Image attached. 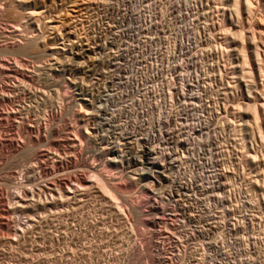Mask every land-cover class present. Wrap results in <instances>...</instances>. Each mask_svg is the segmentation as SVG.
<instances>
[{"label":"rangeland","instance_id":"obj_1","mask_svg":"<svg viewBox=\"0 0 264 264\" xmlns=\"http://www.w3.org/2000/svg\"><path fill=\"white\" fill-rule=\"evenodd\" d=\"M249 1L166 3L178 17L187 70L195 67L198 75V90L190 97L191 122L198 118L193 109L198 105L203 126L191 135L194 156L183 160L190 178L184 179L188 191L174 208L184 226L185 236L179 238L177 220L154 210L140 216L132 211L149 203L145 191H137L138 183L105 178L112 196L98 187L102 174L115 177V170L96 156V123L87 122L80 103L84 76L95 77L97 56L95 44L84 51L82 1L0 0L1 67L5 58H17V52L13 57L12 51L4 52L6 44L14 40L18 46L27 37L38 50L46 45L52 58L26 64L18 58L24 70L18 71L16 87L10 77L0 78L7 95L0 101L2 116L19 111V121L30 120L39 135L29 141L25 130L10 128L3 117L0 134L21 139L14 151L0 148V264H158L156 259L167 261L175 250H182L179 260L168 261L187 264L192 248L199 254L190 264L204 263L202 251L213 264H264V0ZM85 64L91 66L86 72ZM86 145L95 147L93 165L84 162Z\"/></svg>","mask_w":264,"mask_h":264},{"label":"built area","instance_id":"obj_2","mask_svg":"<svg viewBox=\"0 0 264 264\" xmlns=\"http://www.w3.org/2000/svg\"><path fill=\"white\" fill-rule=\"evenodd\" d=\"M166 3L167 0H113L112 5H88L83 9L84 51L95 44L97 56L95 77L85 74L82 85L89 91V98H80V103L88 123H99L102 114H109L107 125H100L105 146L108 138H115L121 153L124 141L138 140L145 146L154 145L156 159L166 160L160 174L170 172L174 188H170L165 199L149 197V203L140 208L151 211L154 205H162V214L181 225L180 238L185 236L184 226L180 218L176 219L174 208L182 203L188 191L183 181H188L190 176H185L183 163H175V155L194 156L189 152L191 135L200 133L203 126L198 105L193 106L198 118L191 122L190 97L198 90V75L195 67H192L193 72L187 70L182 31L176 25L178 17ZM90 67L88 65L85 72ZM99 97H107V107L94 111ZM160 135H167V142H160ZM83 152L84 162L93 165V146L86 145ZM132 152L129 155L132 156ZM96 165L102 172L100 164ZM113 166L115 177L108 179L118 181L121 174L130 173V181H136L133 170L120 167L118 154ZM149 174L151 182L143 187L146 193L148 187H157L158 183L153 170ZM102 175L105 177L104 173ZM175 221V226L179 227ZM176 251L166 260L175 258ZM200 253L205 256L203 264L207 263L208 255Z\"/></svg>","mask_w":264,"mask_h":264},{"label":"bare ground","instance_id":"obj_3","mask_svg":"<svg viewBox=\"0 0 264 264\" xmlns=\"http://www.w3.org/2000/svg\"><path fill=\"white\" fill-rule=\"evenodd\" d=\"M82 1V3H79L81 6H83L82 8L83 9H85L88 5H90V6H102V5H112L113 4V0H81ZM247 1V4H250V1L249 0H246ZM29 2V1H28ZM70 3V2H69ZM71 4H73V2L71 3ZM79 5V6H80ZM73 7L75 6V4H73L72 5ZM61 11V10H60ZM59 11V13L61 14V12ZM67 11V10H66ZM58 13V14H59ZM64 13V11L62 12V14ZM66 13V12H65ZM33 14V13H32ZM35 14H37V13H35ZM59 14V15H60ZM67 14V13H66ZM64 15V14H63ZM33 16H34V14H33ZM56 16V15H55ZM67 16V15H66ZM24 17V16H23ZM35 17V16H34ZM26 19V18H25ZM34 20V19H33ZM32 20V21H33ZM36 20V19H35ZM25 21V20H24ZM35 21H33V23H34ZM25 23V22H24ZM31 23V22H30ZM264 29V28H263ZM16 30V29H15ZM12 31V30H11ZM18 31H16V33H17ZM20 32V31H19ZM261 32H262V30H261ZM264 32V31H263ZM11 33H13V32H11ZM15 33V32H14ZM13 33V34H14ZM262 34V33H261ZM264 34V33H263ZM5 35V34H4ZM19 35L20 34H17V38L16 39H18V37H19ZM31 35V34H30ZM14 36H15V34H14ZM21 36V35H20ZM22 36H25V35H22ZM28 36V35H27ZM261 36H263V35H260V37ZM5 39V38H4ZM23 39V38H22ZM38 39V38H37ZM12 40H13V38H12ZM46 40V39H45ZM260 40V42H262V39H259ZM18 41V40H17ZM16 41V42H17ZM20 41H22V40H20ZM40 41V40H39ZM42 42V41H41ZM8 43V42H7ZM10 44H6V46H5V50H4V52H6V51H8L7 52V54H10V53H12V56L11 57H13V55H15L16 54V52H17V58L14 56V58H16V59H13V58H10V57H7V58H5V60H3V62H4V65H5V67L3 66V67H1L2 66V64L0 65V78H2V80H3V77H5V76H7V78L8 77H10V79H11V81H13V82H15V87H16V82L18 81L17 80V74H18V71L19 70H24V68H23V63L24 64H26V60H32V61H35L37 58L38 59H40V60H42V61H45V58L47 59V60H49L50 58H47V57H49V52H48V48H47V46L45 45V46H42V50H38V45H37V43H36V41L35 40H33V39H30V37L28 38L27 37V39H25L24 40V43L23 44H20V45H16L15 43H14V40L13 41H11V42H9ZM43 43V42H42ZM262 43H264V42H262ZM261 43V44H262ZM18 44V43H17ZM45 44V43H44ZM2 45V44H1ZM4 45V44H3ZM8 45V46H7ZM263 46H264V44H262ZM258 47V46H257ZM3 48V47H2ZM10 51H12V52H10ZM13 51L15 52V54L13 53ZM64 51V50H63ZM10 52V53H9ZM52 52V51H51ZM240 52V51H239ZM6 53H5V55H7ZM11 55V54H10ZM22 55H25V56H23V57H21ZM257 55V54H256ZM19 56V57H18ZM51 56V55H50ZM259 56V55H258ZM18 58H21V59H23L24 60V62H22V64H20V59H19V61H18ZM52 59V58H51ZM50 59V60H51ZM49 60V61H50ZM22 61V60H21ZM29 62H31V61H29ZM36 63V62H35ZM62 63V62H61ZM69 63V62H68ZM29 64H31V63H29ZM42 64V63H41ZM45 64V63H44ZM54 64V63H53ZM63 64V63H62ZM83 65H84V63H82ZM28 65V64H27ZM26 65V66H27ZM32 65H33V63H32ZM48 65H49V63H48ZM71 65V64H70ZM34 66V65H33ZM68 66H69V64H68ZM30 67V66H29ZM83 67H87V65L85 64V66H83ZM35 68V67H34ZM46 68V67H45ZM54 68V67H53ZM26 69V68H25ZM27 69H29V68H27ZM32 69H33V67H32ZM82 69H84V68H82ZM31 70V69H30ZM29 70V71H30ZM44 70V69H43ZM55 70V69H54ZM34 71V70H33ZM32 71V72H33ZM25 72H26V70H25ZM21 73V72H20ZM29 73V72H28ZM22 74V73H21ZM25 74V73H24ZM32 74V73H31ZM25 76V75H24ZM29 76H30V74H29ZM28 76V77H29ZM32 76V75H31ZM35 76V75H34ZM18 77H20V76H18ZM9 79V78H8ZM10 79H9V81H10ZM30 79V78H29ZM28 80V79H27ZM7 81V80H6ZM5 81V82H6ZM29 81V80H28ZM27 81V82H28ZM24 83V86H25V83L26 82H24L23 80L21 81V83ZM32 82V81H31ZM19 84V87H20V85L22 86V84ZM30 83V82H29ZM6 84V83H5ZM8 84H9V82H8ZM10 84H12V83H10ZM9 84V85H10ZM18 84V83H17ZM27 84V83H26ZM29 85V84H28ZM8 86V85H7ZM13 86V85H12ZM18 86V85H17ZM4 87V84L2 83V82H0V91L2 92V88ZM14 88V87H13ZM20 88H22V87H20ZM20 88H18V89H20ZM25 89H27V90H29V88H25ZM24 89V90H25ZM81 89H82V91H80V92H82V94H81V96L82 97H80V98H89V91L87 90V91H85L82 87H81ZM4 90V89H3ZM20 90H22V89H20ZM20 90H18V91H20ZM23 90V91H24ZM30 90H31V87H30ZM14 91V90H13ZM12 91V92H13ZM17 91V92H18ZM84 92H86L85 93V95H84ZM23 93V92H22ZM30 93V92H29ZM32 93V92H31ZM16 94V93H15ZM25 94V93H24ZM6 95V94H5ZM5 95L3 94V92H2V94L0 95V101L1 100H3L4 99V97H5ZM11 95V94H10ZM17 95V94H16ZM15 95V96H16ZM7 96V95H6ZM20 96H21V94H20ZM34 96V95H33ZM79 96H80V94H79ZM11 97H12V95H11ZM19 96H17V98H18ZM30 97V96H29ZM30 98H32V97H30ZM6 99V98H5ZM4 99V100H5ZM9 100H11L10 98H8ZM15 99V98H14ZM21 100V99H20ZM15 101H17V100H15ZM30 102V101H29ZM5 103V102H4ZM20 104V103H19ZM28 104V103H27ZM31 104V103H30ZM29 104V105H30ZM3 105V104H2ZM16 105H18V104H16ZM16 105H14V106H16ZM262 105V104H261ZM1 106V105H0ZM12 106H13V104H12ZM264 106V105H263ZM19 107V106H18ZM107 107V97H99V99L96 101V103L94 104V111H101V110H104L105 108ZM262 107V106H261ZM1 108V107H0ZM15 108V107H14ZM20 108H22V107H20ZM20 108H18V109H20ZM25 107H23V109H24ZM13 109V108H12ZM27 109V108H26ZM2 108L0 109V128H1V122H2V120H3V117L4 116H2ZM25 110V109H24ZM5 112V111H4ZM3 112V113H4ZM18 112L19 111H16V110H8L7 112H5L4 114H6V124H7V121H10V123H9V127L10 128H12V127H16V130H19V128H22L23 130H25L26 131V134H27V136H28V139H29V141H32L33 139H35L36 138V136L38 135V134H36V129L34 128V124L33 123H31L30 122V120H28L27 122H23V121H19V115H18ZM23 112V110L21 111V113ZM28 112H30V109H29V111ZM34 112H35V110H34ZM27 113V112H26ZM20 114V113H19ZM23 114V113H22ZM22 114H20V115H22ZM33 114V113H32ZM24 115V114H23ZM28 115V114H27ZM32 116V115H31ZM30 116V117H31ZM22 117V116H21ZM24 117V116H23ZM22 117V118H23ZM26 117V116H25ZM25 119V118H24ZM23 120V119H22ZM34 120V119H33ZM4 122V121H3ZM109 122V114H102L100 117H99V123H96V125H95V128L93 129L94 130V135L92 136V142L94 143V142H96V145H97V150L95 149V147H94V149H95V153H96V156H98L99 155V157L102 159V161H104L105 163H107L108 165H110L113 169H114V166H113V160H116V154H118V162H119V164H120V167L122 168V169H125V170H133V180H136V181H134V183H138L136 186H138V188H139V190H137V191H139V193H141L142 191H145V193H144V195H146L147 196V198H148V201H149V197H155V198H157V199H165L166 197H167V195H168V193H169V191H170V188H174V178L172 177V176H170V172H162L161 174H160V169H163V168H165L166 167V160H157L156 159V156H155V152H154V145H147V146H145L144 145V143L143 142H138V140H131V141H124V143L122 144V147H121V153H119V146L118 145H116V140H115V138H108V145L107 146H105V140H104V135L102 134V129H101V126L100 125H107V123ZM5 124V125H6ZM33 124V125H32ZM36 124V123H35ZM3 126V125H2ZM6 127V126H5ZM2 128H4V126L2 127ZM10 128H9V130H10ZM15 129V128H14ZM37 129H38V127H37ZM42 129V128H41ZM1 131H2V129H0ZM13 130V129H12ZM40 130V129H39ZM24 131V132H25ZM12 132H14V130L12 131ZM11 132V133H12ZM17 132V131H16ZM38 133V132H37ZM9 134H10V132H9ZM17 134H18V132H17ZM35 134H36V136H35ZM15 134H13L12 136L11 135H5L4 134V136H2L1 134H0V148H1V150H3L2 149V146L4 145V146H7V147H9V148H11V150L12 151H14V148H17L18 146H19V139H21V138H17L16 136V139H15ZM19 136V135H18ZM39 136V135H38ZM25 139V138H24ZM32 142H34V141H32ZM160 142H167V135H160ZM204 142V141H203ZM26 144H27V141H26ZM30 144V143H29ZM201 144V143H200ZM34 145V144H33ZM32 145V146H33ZM75 145V144H74ZM21 147V146H20ZM8 148V149H9ZM28 148H29V146H28ZM7 149V148H6ZM30 149V148H29ZM74 149V148H73ZM19 150H21V149H19ZM18 150V151H19ZM24 150V149H23ZM27 150V149H26ZM132 150H133V152H132ZM5 152H8V151H6V150H4ZM11 151V152H12ZM16 152H17V150H16ZM26 152H28V151H26ZM33 152V151H32ZM129 152H132V156L131 155H129ZM13 153V152H12ZM15 153V152H14ZM5 154V153H4ZM26 154H31V153H26ZM50 154V153H49ZM17 155V154H16ZM1 156V155H0ZM4 156V155H3ZM188 156H190V158H192V155L191 154H181V155H175V163H183L184 161V159L186 160V158L185 157H187L188 158ZM28 157V156H27ZM53 157V156H52ZM51 157V158H52ZM63 157V156H62ZM61 157V158H62ZM14 158V157H13ZM29 158V157H28ZM28 158H26V159H28ZM189 158V159H190ZM1 159V158H0ZM10 159V158H9ZM48 159V158H47ZM50 159V158H49ZM53 159H55L54 157L52 158V163L53 164H55L54 162H53ZM57 161H59V160H57ZM63 161V160H62ZM61 161V162H62ZM187 161V160H186ZM189 161V160H188ZM190 161H191V159H190ZM1 162V161H0ZM25 162V161H24ZM35 162V161H34ZM64 162V161H63ZM66 162V161H65ZM4 163V162H3ZM44 163V162H43ZM26 164H27V162H26ZM28 165V164H27ZM44 165H46V164H44ZM62 165V164H61ZM65 165H66V163H65ZM68 165V164H67ZM105 165V164H104ZM21 166V165H20ZM23 166V165H22ZM31 166V165H30ZM3 167V166H2ZM32 167V166H31ZM13 168V167H12ZM15 168V167H14ZM19 168V167H18ZM23 168V167H22ZM25 168V167H24ZM23 168V169H24ZM29 167H27V169H28ZM33 168V167H32ZM31 168V169H32ZM2 169V168H1ZM19 169H21V168H19ZM30 169V170H31ZM54 170V169H53ZM60 170V169H59ZM80 170V169H79ZM115 170V169H114ZM152 170H153V176H158V183H157V187H148V193H146V188H143L144 186H146V185H148V183H150L151 182V174H149L150 172H152ZM4 171V170H3ZM24 171H26V170H24ZM28 171V170H27ZM32 171H33V169H32ZM21 172V171H20ZM29 172V171H28ZM16 173V172H15ZM27 173V172H26ZM35 173V172H34ZM96 172H93V177L95 176V175H97V174H95ZM17 174V173H16ZM33 174V173H32ZM36 174V173H35ZM45 174V173H44ZM95 174V175H94ZM100 174V173H99ZM20 175V174H19ZM19 175H17L16 176V179H17V181H21V178L20 177H22V173H21V175L19 176ZM25 175H27V174H25ZM24 175V176H25ZM13 176V175H12ZM23 176V177H24ZM54 176V175H53ZM57 176V175H56ZM62 176V175H61ZM105 176V175H104ZM107 176L108 175H106L105 177H103L102 179H99V188L106 194V195H110V196H112L113 194H111L112 192V190H110L109 188H110V186H108L107 185V182H106V180H105V178L107 179V180H110V179H108L107 178ZM109 176H111V175H109ZM108 176V177H109ZM55 177V176H54ZM65 177H67V176H65ZM97 176H95V178H96ZM99 177V176H98ZM101 177V176H100ZM99 177V178H100ZM113 177V176H112ZM4 178V177H3ZM9 178V177H8ZM61 178V177H60ZM78 179V178H77ZM80 179V178H79ZM78 179V180H79ZM97 179V181H98V178H96ZM118 179H122V180H126V181H130V173H123V174H121L120 175V177L118 178ZM24 180V179H23ZM50 180V179H49ZM60 181H61V179H59ZM63 180V179H62ZM64 180H66V179H64ZM1 181V180H0ZM59 181V182H60ZM67 181V180H66ZM96 181V182H97ZM203 181V180H202ZM48 182V181H47ZM57 181H55V183H56ZM72 182V181H71ZM1 183V182H0ZM25 183V182H24ZM62 183H64V182H62ZM73 183V182H72ZM80 183V182H79ZM23 184V183H22ZM57 184V183H56ZM56 184H55V187H56ZM65 184V183H64ZM69 184V183H68ZM109 184V183H108ZM112 184V183H111ZM1 185V184H0ZM28 185V184H27ZM61 185V184H60ZM67 185V184H66ZM25 186V185H24ZM64 186V185H63ZM77 186V185H76ZM25 187H27V186H25ZM60 187H62V186H60ZM84 187V186H83ZM21 188V187H20ZM24 188V187H23ZM47 188V187H46ZM79 188V187H78ZM88 188V187H87ZM25 189V188H24ZM32 189V188H31ZM20 190V189H19ZM0 191H2V189L0 190ZM65 191V190H64ZM67 192L66 193H68V189L66 190ZM40 192V191H39ZM23 193V192H22ZM21 193V194H22ZM28 193V192H27ZM31 193V192H30ZM48 193H50V192H48ZM14 194V193H13ZM26 194V193H25ZM35 194V193H34ZM141 195V194H140ZM3 196V195H2ZM109 196V197H110ZM38 197V196H37ZM25 198V197H24ZM27 198V197H26ZM39 198V197H38ZM1 200V199H0ZM56 200V199H55ZM65 200V199H64ZM19 201V200H18ZM147 201V200H146ZM25 203H26V201H25ZM66 203V202H65ZM31 204V203H30ZM56 203L54 202V205H55ZM22 205H26V204H22ZM19 206V205H18ZM4 207V206H3ZM33 207H34V205H33ZM24 208V207H23ZM31 208V207H30ZM57 208V207H56ZM133 209H134V207H132ZM3 209V208H2ZM25 209V208H24ZM28 209V208H27ZM121 209V208H120ZM136 209V210H135ZM134 210H132V211H135V214L137 215V214H139V216H140V213H142L143 212V209H141L139 206H137V208H135ZM1 210V209H0ZM15 210V209H14ZM18 210V209H17ZM61 210V209H60ZM21 211V210H20ZM34 211V210H33ZM49 211V210H48ZM140 211H142V212H140ZM154 211H156V213H162V205H154ZM22 212V211H21ZM61 212V211H60ZM55 213V212H54ZM138 216V215H137ZM139 220L141 219L140 217L138 218ZM141 221V220H140ZM141 223H142V221H141ZM143 224V223H142ZM156 224V223H155ZM141 225V224H140ZM8 228V227H7ZM157 250H159V248L157 249ZM186 250V249H185ZM192 250H194V253H192L191 255H192V260H196V259H194V258H196L197 257V255L199 254L198 253V251L196 250V249H194V248H192ZM195 250H196V253H195ZM181 251L182 250H178V252H177V255H176V257L174 258V260L175 261H178L179 260V255H180V253H181ZM191 252V251H190ZM205 256H204V254L203 253H200V261L202 262L203 261V258H204ZM205 259V258H204ZM192 260H190L189 261V263H187V264H190L191 263V261ZM156 262H158V264H172L170 261H163L162 259L161 260H159V259H156ZM192 262H194V261H192ZM198 262H199V260H198ZM205 264H213V262L210 260V259H208V261H207V263H205Z\"/></svg>","mask_w":264,"mask_h":264}]
</instances>
